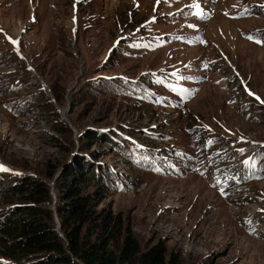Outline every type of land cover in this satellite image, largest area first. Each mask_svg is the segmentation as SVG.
<instances>
[{"label":"rangeland","instance_id":"obj_1","mask_svg":"<svg viewBox=\"0 0 264 264\" xmlns=\"http://www.w3.org/2000/svg\"><path fill=\"white\" fill-rule=\"evenodd\" d=\"M79 1L0 0V187L50 184L59 230L45 175L101 163L117 179L101 206L126 217L143 249L163 243L182 264H264L261 0L220 1L202 24L186 14L193 0ZM230 4L253 11L233 19ZM194 24L206 45L178 39ZM164 79L193 94L171 102ZM27 204L0 196V264L40 260L1 247V221Z\"/></svg>","mask_w":264,"mask_h":264},{"label":"trees","instance_id":"obj_2","mask_svg":"<svg viewBox=\"0 0 264 264\" xmlns=\"http://www.w3.org/2000/svg\"><path fill=\"white\" fill-rule=\"evenodd\" d=\"M87 138L99 141L92 132ZM81 163L79 170L68 166L60 179L53 180L57 168L45 175L56 186L59 230L49 207L53 202L50 184L24 177L13 190L0 187V196L17 195L28 203L21 207L20 215L1 221L3 255L16 262L38 255L40 260L36 264H182L177 254L168 258L163 243L143 249L126 217L101 206L117 179L101 163L96 166L92 162L88 167ZM92 183L99 189L88 191Z\"/></svg>","mask_w":264,"mask_h":264},{"label":"snow or ice","instance_id":"obj_3","mask_svg":"<svg viewBox=\"0 0 264 264\" xmlns=\"http://www.w3.org/2000/svg\"><path fill=\"white\" fill-rule=\"evenodd\" d=\"M241 151H243V150H241ZM0 168H3V165H0Z\"/></svg>","mask_w":264,"mask_h":264},{"label":"water","instance_id":"obj_4","mask_svg":"<svg viewBox=\"0 0 264 264\" xmlns=\"http://www.w3.org/2000/svg\"><path fill=\"white\" fill-rule=\"evenodd\" d=\"M79 3V0H78V2H77V4ZM76 11H77V7H76V9H75Z\"/></svg>","mask_w":264,"mask_h":264},{"label":"bare ground","instance_id":"obj_5","mask_svg":"<svg viewBox=\"0 0 264 264\" xmlns=\"http://www.w3.org/2000/svg\"><path fill=\"white\" fill-rule=\"evenodd\" d=\"M17 42H18V40H17Z\"/></svg>","mask_w":264,"mask_h":264}]
</instances>
